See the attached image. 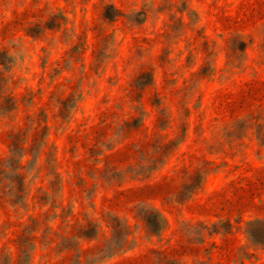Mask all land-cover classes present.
<instances>
[{
    "label": "rangeland",
    "instance_id": "obj_1",
    "mask_svg": "<svg viewBox=\"0 0 264 264\" xmlns=\"http://www.w3.org/2000/svg\"><path fill=\"white\" fill-rule=\"evenodd\" d=\"M0 54V264H264V0H0Z\"/></svg>",
    "mask_w": 264,
    "mask_h": 264
},
{
    "label": "trees",
    "instance_id": "obj_2",
    "mask_svg": "<svg viewBox=\"0 0 264 264\" xmlns=\"http://www.w3.org/2000/svg\"><path fill=\"white\" fill-rule=\"evenodd\" d=\"M120 14H121V11L119 9L115 8V14L113 16L105 14V18L112 21L117 16H119ZM8 62H9V58H7L4 54H0V70H1L2 66H4L6 68V65ZM0 74H1V72H0ZM144 81H153V76L149 77V80L147 78V80H144ZM1 97H3L7 102L8 101L10 102V100L12 101V104L5 105V103L2 102L0 105V115L5 116L17 108V101L16 100L13 101L14 97L8 98V95H0V98ZM69 105L68 104L65 105L64 109L65 110L68 109V107H70ZM43 121L46 122V119H44ZM17 139H18V137L16 136L12 140V144H11L12 145V148H11L12 154H11L10 158L7 159L5 161V163H0L1 173H2V171H7V170H14L17 172L16 180L12 184V187H11V190H14V193L16 195V199L13 201V203H19L18 201L24 197V192H25V189L27 188L26 183H25L26 179H25L24 173L22 172V169L24 168V165L22 163V159L26 153L25 152L20 153L18 150V148L26 149L25 144L27 143V141H24L20 144L19 142H17ZM45 143L46 142L44 141L42 146ZM114 147L115 146L108 148V149L111 150ZM16 158H19L18 162L16 161ZM38 159H39V157H38ZM97 161L99 163V162H101V159H98ZM7 162H9L10 164H7ZM49 163H50V161H49ZM202 181H203V177H201L199 184L192 191L189 198H191L193 196L194 191L197 188L201 187ZM0 184H1V182H0ZM143 220L146 222L148 230L152 234H161L166 229V227L168 225L167 220L162 215V213L156 212V211L153 214L152 213L151 214L146 213L145 215H143ZM113 227L115 228V226H113ZM215 232L216 231H210L211 234H213ZM247 234H248L250 240H252L255 244H264V238H261V237H264V220L256 219V220H251L250 222H248ZM259 235H261V236H259ZM85 237L90 238L92 236H85ZM31 241H32V239H29V246L27 244L28 242H26V244H20L21 253H22V256L24 255V258L22 261L21 260L18 261L19 262L18 264H30V262H31L30 249H32L34 247V244ZM21 245H23V246H21ZM9 264H13V258L10 259Z\"/></svg>",
    "mask_w": 264,
    "mask_h": 264
}]
</instances>
